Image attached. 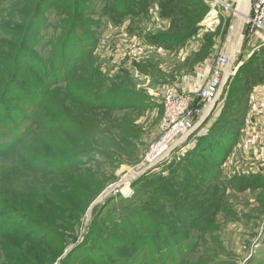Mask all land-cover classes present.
Listing matches in <instances>:
<instances>
[{"label":"rangeland","instance_id":"obj_1","mask_svg":"<svg viewBox=\"0 0 264 264\" xmlns=\"http://www.w3.org/2000/svg\"><path fill=\"white\" fill-rule=\"evenodd\" d=\"M36 2L33 0L30 7L24 0H0V25L11 21V24L20 23L22 17L33 12ZM204 2L189 5V16L191 11L197 10L201 21L209 19L207 23L219 18L217 12L224 16L217 24H210L208 29L199 32L203 35V49L196 54L191 52L184 63L169 60L174 51L159 56L151 46L140 45L141 41L152 40L159 34L171 36L170 25L174 22L187 25L186 21H179L181 16L173 17L172 22L165 17L159 21L156 15L160 7L153 6L156 3L153 0H147L148 7L143 11L139 9L138 14L139 6L130 12L126 32L116 27L125 20V16L117 14L120 0H45L41 4L38 20L42 25L33 32L39 43L29 48L39 59L50 56L51 44L69 25L71 28L77 25L76 33L95 38L92 51L71 78L72 85L57 89L55 97L40 112L43 124L28 134L13 153L0 150V193L4 192L9 200L11 194L16 193L20 197L14 198L22 204L28 203L31 193L43 195L46 200L52 197L68 203L70 210L56 221L55 237L50 234L48 239L60 250L49 264H144L145 260L146 264H156L158 255L154 249L158 246L166 252L165 264H264V179L233 185L229 182L230 170L215 168L203 160L204 156L199 157L200 146H196L222 110L226 114L237 107L239 111L244 110L248 89L261 78L260 69L250 78H236L226 83L214 109L198 120L186 140L175 146L164 160L151 166L146 164L151 147L161 134V100L172 91L154 95L150 89L156 87L158 78L166 80L168 66L173 65L174 71L188 67L191 70L194 63L207 58L210 67L206 64L202 69L211 72L208 82L215 58L229 54L232 49L238 50L231 56L237 58L234 67L240 57L241 61L247 58L242 54L244 40L248 37L245 21L232 46V26L239 0H226L232 6L228 11ZM73 4L78 13L74 17L67 13V8ZM182 6L180 4L184 9ZM179 12L183 15L182 10ZM196 19L194 16L190 23L194 25ZM111 27L116 29L109 32ZM214 45L217 46L212 48ZM195 79L192 88L201 78ZM77 84L85 90L109 89L114 94L135 91L138 96L146 94L153 100L150 107L145 108H97L95 105L90 108L77 100L80 93L73 94L76 100H65L66 89L71 90ZM205 85L191 96L195 97ZM68 118V125L63 124ZM27 123L21 119L19 126ZM69 157L74 159L66 169H60L53 161ZM131 172L128 182L124 183ZM115 183L120 184L91 207L103 191ZM63 191H66L65 197H60L57 192ZM202 205H212V208L203 211L204 206L199 208ZM1 209L5 210L3 206ZM50 216L48 212L40 217L46 220ZM14 227L13 230L36 229L25 223ZM6 242L7 239L0 236V250ZM150 249L153 256L148 257ZM50 251L47 244L33 248L37 261L51 255ZM5 263L6 257L1 251L0 264Z\"/></svg>","mask_w":264,"mask_h":264},{"label":"trees","instance_id":"obj_2","mask_svg":"<svg viewBox=\"0 0 264 264\" xmlns=\"http://www.w3.org/2000/svg\"><path fill=\"white\" fill-rule=\"evenodd\" d=\"M24 1L30 7L33 4V0ZM44 1L37 0L35 10L33 9L31 14L29 13V15L22 17L20 23L11 24V21V23L6 22L0 25V150L6 154L16 151L17 145L22 144L28 134H32L39 125L43 124L41 122L42 119L39 118L40 112L47 106L48 101L55 97L57 89L68 84L72 85L71 78L81 68V64L86 60L95 45V38H90L88 34L83 32L76 33L74 30L77 25L72 28L69 25L70 28L68 27L64 34L55 39L54 44H51L52 53L49 57L44 60L36 57L29 48H35L39 43V39L33 37V32L35 28L42 25L38 17L42 9L41 4ZM153 1L156 2V0ZM158 1L161 16L170 18L171 22L173 17L181 16L179 21H186L187 25L186 27L185 25L180 26L178 22H174L170 25L171 36L159 34L148 42L171 47L186 41L197 32L199 21H201L202 17H198L200 12L197 10L191 11L189 16L188 7L193 3L197 5L202 1L204 2V0H196V2L194 0ZM146 3L147 0H120V3H117L119 5L116 8H119L117 14L125 17L130 16V12L136 6H139L138 14L140 10L143 11L146 6L148 7ZM180 4L183 5L184 9L180 7ZM67 9V13L73 17L78 14L74 4L73 7L70 6ZM26 10L28 12L30 9ZM179 10H182L183 15H181ZM194 16H197V19L193 25L190 21ZM118 21H121V19ZM242 60L243 63L226 83H231L236 78L243 80L250 78L258 69H260L262 77L264 66L262 68L258 66L264 65V45H260L249 57ZM25 73L29 74L26 75ZM260 80L261 78H258L254 83ZM80 87L81 85L77 84L71 87V90L67 88L64 94L65 100H76L73 94L80 93L77 100L82 101L83 105L90 108L95 105L97 108L123 109L150 107V100H153L146 94L138 96L135 91H116L117 94H114L113 90L109 89L85 90ZM229 97H232V94ZM238 108L228 114L222 110L208 132L201 135L197 141L198 144L196 146L199 145L201 149L199 157L204 156L205 159L203 160L212 163L215 168L220 167L228 152L227 141L230 140L231 142L235 139L237 131L243 123L242 114L245 108L243 111H239ZM21 119L28 122L23 127L19 126ZM68 122L69 118L65 119L63 124L66 123L65 125H68ZM220 122H223V125H219ZM207 151L210 153H206ZM58 159L53 161L57 163L60 169H66L74 158ZM56 172H58V169H56ZM66 175L68 176V174ZM248 180L253 179H243L236 182L235 179L230 178L229 182H232L233 185H240ZM65 192L57 193L61 194L60 197H65ZM11 195L12 199L9 200L4 192L0 193V204L5 208V210H0V236L7 239V245L0 250V255L2 251L7 261L5 264H45L46 262V264H49L60 250L52 246L48 239L50 234L55 237V230H57L56 221L60 220L62 215L70 210L68 203L62 200L55 201L52 197H48V200H46L43 195L37 196L31 193L27 199L28 203L22 204L20 200H16L20 197L18 194L13 193ZM203 206L204 209L202 208ZM211 206L202 205L199 208L204 211L206 208H212ZM48 212L49 216L51 215L50 217L46 220L41 218L48 215ZM20 223L35 226L36 229L26 231L22 229L13 230L14 226ZM68 227L72 230L74 229L72 225H68ZM39 244H47L50 247V252H52L51 255L46 256L41 261H37L33 253V248ZM139 244L144 243L140 242ZM154 251L158 255L156 264H165L167 259H165L166 252L163 247L158 246ZM150 255L153 256L152 249H150L148 257ZM177 259H180V256ZM144 264H146V260Z\"/></svg>","mask_w":264,"mask_h":264},{"label":"crops","instance_id":"obj_3","mask_svg":"<svg viewBox=\"0 0 264 264\" xmlns=\"http://www.w3.org/2000/svg\"><path fill=\"white\" fill-rule=\"evenodd\" d=\"M159 1L156 0V3H153V6H159ZM153 15V14H152ZM218 19L212 21L211 23H207L209 20L206 18L199 23L198 30L196 34H193L188 38L187 41H183L171 47H165L164 45L158 43H150L147 40H143L140 42V45L151 46L152 51L156 52L157 55H169L175 52L171 57V60L184 61L192 52L196 54V52H200L202 47V39L203 35L199 32L205 31L210 27V24H217L219 19H221L220 13L217 12ZM157 16L159 21H163L164 17L160 15ZM159 16V18H158ZM131 16L125 17L123 24L118 25L116 27L121 29V32L125 30L126 24L129 22ZM212 19V18H211ZM166 22V21H165ZM161 23V22H160ZM206 23V25L204 24ZM111 29L109 28V32ZM126 32V30H125ZM245 32V30H244ZM248 36L245 41V45H243V55L244 57L249 55V53L253 52L256 47L260 44V40L255 35H246ZM196 38L198 39L196 41ZM143 46V47H145ZM217 45L212 46L215 48ZM211 48V49H212ZM210 49V52H211ZM213 51V50H212ZM231 52L228 54L229 56H233L237 53L238 50L234 51V49L230 50ZM234 51L233 55L231 53ZM208 53L210 55L211 53ZM240 53V52H238ZM227 54V53H224ZM122 57H125V52ZM127 59V57H126ZM202 60L192 65V69H182L180 71H174L172 69L173 65L168 66L167 77L166 80L158 78L156 80V87L151 88V91H154V95L156 92L164 94L166 90H172L179 93L184 94H193L202 84L207 83V80L210 75V70H203L202 68H206L207 58H201ZM189 64V62H188ZM189 64L188 66H190ZM208 67H210L208 65ZM195 77H199L203 80H198L197 86H194V82L196 81ZM152 98V97H151ZM243 123L239 130L237 131V135L234 140L230 142L227 141L228 152L220 165L222 170L228 168L230 170V175L235 181H242L243 179H264V73L262 74L261 80L259 82L251 85L246 103L245 110L242 114Z\"/></svg>","mask_w":264,"mask_h":264},{"label":"built area","instance_id":"obj_4","mask_svg":"<svg viewBox=\"0 0 264 264\" xmlns=\"http://www.w3.org/2000/svg\"><path fill=\"white\" fill-rule=\"evenodd\" d=\"M205 1L213 7L221 6L223 11L232 10L231 3L226 2V0ZM244 26L248 35H255L259 38L260 44L256 48L264 45V0H249ZM236 60L235 56L231 57L228 54L215 58L212 62V74L209 81L199 89L195 97L173 91H168L164 95L161 100L163 110L160 125L161 134L151 147L146 164L151 166L168 157L175 146L186 140L198 120H202L209 115L226 81L235 74L243 63V60H240L234 67Z\"/></svg>","mask_w":264,"mask_h":264},{"label":"bare ground","instance_id":"obj_5","mask_svg":"<svg viewBox=\"0 0 264 264\" xmlns=\"http://www.w3.org/2000/svg\"><path fill=\"white\" fill-rule=\"evenodd\" d=\"M239 5L236 8V15L237 18L234 20L233 26H232V33L234 35V40L232 42V46H235L238 36L241 30V27L246 19L247 13H248V7H249V0H239ZM233 55V52L231 53ZM133 172H131L127 177H125L124 183L128 182L129 178L131 177ZM118 184H115L112 186V190L117 186Z\"/></svg>","mask_w":264,"mask_h":264},{"label":"water","instance_id":"obj_6","mask_svg":"<svg viewBox=\"0 0 264 264\" xmlns=\"http://www.w3.org/2000/svg\"><path fill=\"white\" fill-rule=\"evenodd\" d=\"M217 101H219V98H217L216 99V101H215V103H217ZM215 103H214V105H213V107H212V109L211 110H213L214 109V107H215ZM211 112V111H210ZM209 117V116H208ZM207 117V118H208ZM204 122V121H203ZM150 168H153V167H150ZM115 184H120V183H115ZM115 184H113L112 186H114ZM117 185V186H118ZM112 186H110V187H108L105 191H103V193L95 200V202L91 205V207L93 206V205H95L96 203H98V202H100L110 191H112ZM90 207V208H91Z\"/></svg>","mask_w":264,"mask_h":264}]
</instances>
